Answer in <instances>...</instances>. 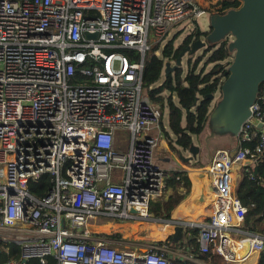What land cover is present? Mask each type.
Wrapping results in <instances>:
<instances>
[{
  "label": "built area",
  "instance_id": "2783aa9c",
  "mask_svg": "<svg viewBox=\"0 0 264 264\" xmlns=\"http://www.w3.org/2000/svg\"><path fill=\"white\" fill-rule=\"evenodd\" d=\"M203 13L197 0H0V250H19L6 264L51 255L56 264H264V222L245 223L233 187L235 164L252 178L248 165L264 158V85L233 148L213 152L206 219L158 222L148 213L166 171L156 159L162 113L142 98L145 54ZM44 174L52 185L37 197L29 182ZM106 221L196 228L197 253L181 236L166 241L172 247L117 246L99 229Z\"/></svg>",
  "mask_w": 264,
  "mask_h": 264
},
{
  "label": "trees",
  "instance_id": "16d2710c",
  "mask_svg": "<svg viewBox=\"0 0 264 264\" xmlns=\"http://www.w3.org/2000/svg\"><path fill=\"white\" fill-rule=\"evenodd\" d=\"M239 4V0H216L214 4H211V10L223 12L227 8H234ZM205 34L206 31H200L196 27L194 32L186 35L177 46L174 45V38H171L162 47H160V43H154L145 54L142 88H147L148 100L158 105L162 114V109L166 107L168 130H164L163 127L162 130L169 145L178 152H181V149L188 150L190 143L193 142V135L200 136L205 132L212 101L208 95L219 91L220 84L227 74L232 53L228 49L226 38L215 45H208L204 48L208 55L199 68L198 64L202 55L196 56L193 61L190 58L186 59L185 71L179 66L165 75L163 74L164 66L167 61H175L183 47L201 36H205ZM120 51L130 61L139 60L140 54L136 50L120 49ZM156 51L160 52L156 54ZM208 64L210 67L207 69ZM161 75L163 78L162 81H159ZM263 85L264 82L261 83L259 89ZM171 134L174 136V141L170 137ZM228 140L234 143L235 138ZM160 148L161 146H159V150ZM186 161L189 162V160ZM248 168L252 178L246 171L242 170L235 192L247 207L245 223L253 230H261L264 222V158L250 164ZM164 182L171 189L170 193L151 200L148 204V213L155 218L169 219L170 211L189 193L191 181L187 171L176 169L166 171ZM51 185V176L44 174L37 181H30L29 189L35 196L41 197L47 193ZM173 232L176 233L175 230ZM111 236L120 239L119 235L112 234ZM166 237L172 239L171 233L167 234ZM190 241L197 247V241L194 238ZM6 247L10 253H5L4 249L0 250V264H6L10 255L18 256V247L13 244H8ZM210 257L212 261L220 262L218 256L212 255ZM261 261L264 262V253L261 255ZM26 264L43 263L31 259ZM44 264H56L55 257L48 256Z\"/></svg>",
  "mask_w": 264,
  "mask_h": 264
},
{
  "label": "water",
  "instance_id": "95a60500",
  "mask_svg": "<svg viewBox=\"0 0 264 264\" xmlns=\"http://www.w3.org/2000/svg\"><path fill=\"white\" fill-rule=\"evenodd\" d=\"M239 1L237 7L210 13L205 36L183 47L174 63L167 61L164 66V74L168 75L181 65L184 53L192 54L227 38L232 58L220 84L219 96L209 111L205 129L208 128L213 136L232 139L237 137L244 120L249 116L250 105L264 82V0ZM85 35L96 36L88 32ZM214 96L213 93L208 95L211 100H214ZM199 149L197 144L191 142L189 154L181 157L192 160Z\"/></svg>",
  "mask_w": 264,
  "mask_h": 264
},
{
  "label": "rangeland",
  "instance_id": "374dc122",
  "mask_svg": "<svg viewBox=\"0 0 264 264\" xmlns=\"http://www.w3.org/2000/svg\"><path fill=\"white\" fill-rule=\"evenodd\" d=\"M197 2L202 7H205L207 5L215 3L216 0H197ZM208 26H209V13L208 12H205L198 17L184 18L183 20H181L180 22L176 23L175 25H173L171 27L167 36L164 37L159 42L160 47L164 46L166 41L168 39H171V38H174V45L177 46L178 44H180V42L184 39V37L186 35L194 32L196 27H198L200 31H206V30H208ZM201 38H203V36H201ZM153 40H154V37L152 36V31H151L149 42H152ZM159 52L160 51H158V53ZM198 55H202V59L198 64V68H199L208 55V53L205 52L204 47L196 50L192 54H189L188 52L184 53V55L181 58V65H180L182 67L183 71H185V69H186V63H187L186 59L190 58L193 61L196 58V56H198ZM171 61L174 63L173 60H171ZM209 67H210V65L208 64L207 69ZM162 78H163V75H161L159 81H162ZM218 96H219V91L217 90V92L215 93V96H214V100L211 101V107L215 103ZM142 98L143 99H149L148 90L146 87L142 88ZM162 110H163V114H162V123L161 124H162V127L164 130L165 129L168 130L167 109H166V107H164V109H162ZM170 137H171L172 141H174L173 140L174 136L172 134L170 135ZM192 138H193V142L195 144H197L200 149H199L196 157L193 158L192 160H189V162H188V161L184 160L181 157V155L186 156L189 154V151L187 149L186 150L181 149V152H178L176 149L172 148L169 145V143L166 139V136L162 130L161 148H160V150L158 148L156 151V153L158 152L156 159H157V163L159 164V166L161 168H164L165 171L176 170V169L186 170L190 178L193 177V170L202 171L206 175V172L208 173L207 166L210 162L211 156L213 155L212 153L217 148H221V144L219 142L223 138H229V137H218L216 135L213 136V135H211L208 128H206L205 132L202 133L200 136L193 135ZM231 145L232 144H228L227 148H225V147H223V148L229 150ZM200 164H202V165L200 166ZM239 168H240V164H235L233 166V169H234V171H233V187H235V185H237L238 182L240 181V176L238 173ZM203 173H199V175L203 174ZM207 181L210 182V178H207ZM206 186H207V184L205 182L204 187L206 188ZM187 195L184 198H186ZM176 207H177V205H176ZM176 207H174L170 211L169 219H172L171 215L174 213ZM110 222H111V224H109V221H106L105 224L107 226L106 227L103 226L101 228V230L107 231L106 233L119 235L120 239H116V238L115 239L117 241V245L120 247L128 246L131 248H137L138 249V248L142 247L141 243H144L145 241H151V240L155 241L156 240V241H160L161 243H166V241L172 242L173 240L177 239V237H178V236H176L177 233H174L171 230L172 229L171 227L167 228V231H166V228L163 225H159V223H157V222H153V223H150V222L127 223V222H123V221H110ZM133 224L136 225L137 228H135V229L132 228ZM183 229L184 230L189 229L188 231L192 230L188 227L183 228ZM165 233H167V234L171 233L172 239H169L168 237H166L165 239H153V237H160V236L162 237V235ZM189 236H193L192 231H191ZM166 244L168 245V247H172L171 243H166ZM221 261L222 260L220 259V262Z\"/></svg>",
  "mask_w": 264,
  "mask_h": 264
},
{
  "label": "crops",
  "instance_id": "0c3cea01",
  "mask_svg": "<svg viewBox=\"0 0 264 264\" xmlns=\"http://www.w3.org/2000/svg\"><path fill=\"white\" fill-rule=\"evenodd\" d=\"M228 139L230 138H223L219 142L221 144V148L223 147L227 148L228 144H232L230 149L233 148L234 143L230 142V140ZM199 173H203V172L199 170H193V177L191 178L189 177L191 181V187H190L189 194L187 195L186 198L182 199L181 202H179V204H177V207L175 206L176 209L174 213L171 215L172 219L202 222L206 219L207 215L210 213V210H211L210 185L211 184L209 185V182L207 181V178H210V177L207 172H206V175L205 173L199 175ZM238 173H239V176L241 177L242 171H239ZM205 182L207 184L206 188L204 187ZM164 185L165 186H163V189L161 191L162 193L161 197L168 195L171 191V189L166 183H164ZM236 186L237 185H235L234 188H236ZM173 230H175V232L177 233L178 238H180L181 236L183 241L186 242L185 248L188 251L193 252V254L195 255V253H197L196 251L197 247L193 245L190 240L192 238H194L195 240L197 239L198 230L194 228L188 231L189 229L184 230L183 227H175ZM191 231L193 232V236H189ZM166 235L167 233L163 234L162 237L160 236L156 238L165 239ZM171 245L174 246V243H172ZM248 261H250V258H247L244 262L246 263Z\"/></svg>",
  "mask_w": 264,
  "mask_h": 264
},
{
  "label": "bare ground",
  "instance_id": "6f19581e",
  "mask_svg": "<svg viewBox=\"0 0 264 264\" xmlns=\"http://www.w3.org/2000/svg\"><path fill=\"white\" fill-rule=\"evenodd\" d=\"M212 4H214V3H212ZM204 8H205V12H208V13H214V11L211 10V4L205 6ZM208 175H209V173H208ZM209 177H210V175H209ZM209 185H210V182H209ZM163 186H165V185H163ZM210 196H211V197L213 196V194L211 193V187H210ZM136 207H137V208L144 209V207H143V206H140V205H137ZM106 226H107V225H104V227H106ZM102 227H103V226L99 227V229H101ZM132 228L135 229V228H137V226L133 224V225H132ZM246 259H247V258H246ZM246 259H245V260H246ZM245 260H244V261H245ZM244 261H243V262H244ZM244 263H245V262H244Z\"/></svg>",
  "mask_w": 264,
  "mask_h": 264
},
{
  "label": "flooded vegetation",
  "instance_id": "af4514ba",
  "mask_svg": "<svg viewBox=\"0 0 264 264\" xmlns=\"http://www.w3.org/2000/svg\"><path fill=\"white\" fill-rule=\"evenodd\" d=\"M204 37V36H203ZM191 44V43H190ZM173 63V62H172ZM209 142V141H208Z\"/></svg>",
  "mask_w": 264,
  "mask_h": 264
}]
</instances>
